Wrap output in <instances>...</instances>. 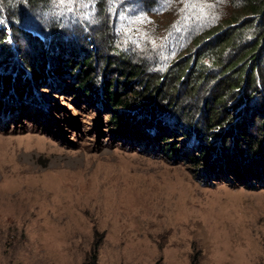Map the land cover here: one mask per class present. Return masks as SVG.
<instances>
[{"label":"rangeland","instance_id":"rangeland-1","mask_svg":"<svg viewBox=\"0 0 264 264\" xmlns=\"http://www.w3.org/2000/svg\"><path fill=\"white\" fill-rule=\"evenodd\" d=\"M133 1L130 13L121 7L114 10L105 32L95 22L100 30L84 46L69 38L46 56V66L51 61L54 67L57 55L80 59L87 49L92 79L86 94L77 88L76 71L61 60L59 73L53 68L55 73L49 71L38 87L30 86L32 95L0 93V264H83L93 245L96 264H264V169L237 176L222 161L221 167L213 165L216 152L210 165L208 155L199 157L202 148H197L200 137L207 146L219 142L220 132L227 134L226 115L216 127L204 122L208 111L212 116L231 111L233 96L216 111L209 109L212 98H206L226 78H238L237 68H229L244 45L237 38L221 45L230 28L226 25L207 39L211 42H199L196 50L185 38L170 35L169 23L183 7L182 0H161L155 6ZM220 7L209 23H221L231 12L225 4ZM205 8L200 1L186 7L192 18L207 17L210 11ZM51 10L54 20H65ZM58 29L67 35L64 28ZM115 40L128 63L148 64L143 72L154 77V87L159 88L150 95L156 94L153 110L132 113L138 114L145 137L120 135L123 129L116 117L98 98L104 77L118 79L119 85L125 79L114 70L115 61L104 66L109 57L116 59ZM39 47L30 44L28 54L33 58ZM15 52L8 56L14 65ZM10 69L5 63L0 67ZM126 83L139 84L134 77ZM258 104L249 103V108L242 103L234 109L247 111ZM149 110L156 120L168 123L172 133L167 139L155 135L156 124L145 126V118H153ZM235 112L229 113L231 122ZM241 114L248 118L247 130L241 131L250 135L243 140L247 142L262 130L255 125L258 113ZM223 140L231 145L230 134ZM249 174L259 177L247 178Z\"/></svg>","mask_w":264,"mask_h":264},{"label":"trees","instance_id":"trees-1","mask_svg":"<svg viewBox=\"0 0 264 264\" xmlns=\"http://www.w3.org/2000/svg\"><path fill=\"white\" fill-rule=\"evenodd\" d=\"M160 1L161 0H145L144 3L155 6L160 3ZM182 1L183 7L180 8L177 17H174L169 23V28L172 30L170 35L174 34L185 38L189 44L195 46L194 49L198 50V46L203 44L206 45L208 42H211L207 41V39L211 38L213 35H218L219 30L227 25L230 26V28L227 27L229 31L226 32V36L222 39L221 45L229 44L235 38L241 40L240 42L244 45L237 59L230 63L231 66L229 68H237L236 70L238 73H236V75L238 74V78L231 80V78L227 76L229 79L226 78L222 86L219 83L217 87L211 90V94L210 92L208 93L206 98V101L208 97L212 98V104H210L209 109L216 111L219 106L224 108V105L227 104V98L233 96L234 101L232 106H230V108H232L231 111L223 109V114L221 113L219 115V112H216L217 115L213 114V116L211 111H208L205 116L207 122H204L207 126L214 125L216 127L215 123L219 124L221 120H223L224 115H226L227 117L224 118V121H229L225 126L228 127V129L225 130L227 134L224 135L220 132L218 134L219 142L211 143L207 146L202 143L204 138L200 137L197 148H202V153L198 156L201 157L204 154L208 155V157L205 156L208 159H203L206 163L211 165L210 158L211 156L213 157L211 153L216 152L217 158L215 162H213L215 163L213 165L221 167L219 163L222 161V163L229 167L227 169H232L237 176L244 172L252 173L255 168L257 170L258 168L264 169V116L261 115L264 110V96L262 97L260 95V93L264 92V0ZM195 1L202 2L203 6H206L205 9L210 11L207 17L199 16L192 18L190 16L186 7H191V5L194 6ZM62 2L68 3L67 6H64ZM222 4L223 6L225 4L231 9V12L221 20V23L218 22L219 20H214V22L209 23L208 20L212 18L213 11L215 13L217 10H220L219 8H221L220 6ZM134 6L135 2L133 0H70V2L67 0H0V51L2 52V54L0 53V55H2L0 57V67L4 63L8 68L11 66L10 70L0 71L1 96L8 93L12 94V90L18 93L20 97L27 92L32 95L34 92L31 90L30 86H36L41 78L44 81L45 75L49 74V71L55 73L53 72V68L54 71L57 70V73L62 70L60 60L65 64L71 65L72 69L76 71V74H74L75 78H78L77 88H79V91L85 92L88 86L87 84H89V81L91 82L92 79V74H90L89 71L92 55L87 52L88 50L86 48V54L82 55L80 59L70 56L66 58L61 57L60 59L57 55V63L54 67H52L53 63L51 61H49V64L47 63L48 66H46V56H50V52H53L50 49L59 47L61 49L62 44H65L63 41H68L69 38L80 41V43H78L84 46L85 42L87 43L95 37V34L100 30V26L101 32L103 30L105 32V30L108 29L109 25H107V22L112 18L115 9L117 10L118 7H121L123 11L130 13V11H133ZM50 8L65 16V20L63 19V22L54 20L49 13L51 10ZM52 10L51 12L54 14ZM93 14L95 15L94 18L92 17ZM95 22H98L100 26L96 27L94 24ZM58 26L64 28L63 31L67 32V35L62 34ZM29 28L33 31H30ZM66 28H76L77 32H72L71 35ZM20 35L25 36V38L23 37L21 40ZM33 38L36 39L38 43H36V41L33 43ZM134 39L135 38H131V42ZM24 41H28V46L25 45ZM117 41L118 40H115L114 43H112L114 46L112 50L116 53V59L109 57L104 66L112 64L115 61L114 70L117 69L118 72L121 71L125 79H123L119 85L117 84V81H119L118 79L113 80L110 76L104 77L103 82L99 86L101 90L98 92V98L101 97L100 99L105 107L113 112L112 115L117 119L118 128L124 130H119L121 133L120 135H131L133 138L145 137L147 134L145 131H141V127L139 123H137L138 114L135 116L132 113H140L138 110L142 108L153 110L156 106L154 105L156 102H152V98L153 96L155 97L156 94L150 95L154 90L158 92L159 88L154 87L157 83L154 81V77L152 78L148 72H146V74L143 72L144 68H148V64L146 65V63H144V66H137V63H128L124 56L125 51L116 43ZM198 43L200 45H197ZM30 44L41 45V48H38L39 50L41 49L40 53L33 58L31 57L32 55L28 54L27 50ZM12 50H15V55L18 56V63L15 65L12 61L10 63L11 57H8L10 56L9 54L12 53ZM43 58H45L44 62ZM198 58H201L200 54ZM111 66L112 65H110V67ZM256 71L259 72L260 80ZM69 72L71 73L72 71L70 70ZM133 77L139 84L136 83L138 85L136 87L132 86L133 88L126 85L132 88L131 91H127L124 82H128V79H132ZM238 79H242L243 81L240 83ZM140 85L141 87L137 88ZM87 97L90 98L89 96ZM92 100L93 97L90 98V101ZM254 101H258L259 104L256 105L255 109H249L247 111H249L250 114L258 113L255 125H258L257 127L262 131L258 129V133L254 134V137L252 136L250 140L244 142L243 140H246L250 135H248V133H242L247 130V128H245V122H247L245 119L248 120V118L243 117L241 111H247L241 108H238V110L236 109V111L234 108L235 105L242 103H244V106H249V108H251L249 103ZM2 104L3 102L0 101V107ZM257 108L260 109V111H257ZM151 110H149L148 114L153 118L148 119L146 117L145 122L147 125L145 126L156 124L155 135L158 133L157 136L167 139L168 135L170 136V133H172V131L168 130L166 127L168 123L166 121L161 122L163 121L162 119L156 120L158 117L154 116ZM231 112H235V121L233 122L230 121L233 116L229 114ZM156 121H158V123H156ZM177 121L180 122V118L177 119ZM240 121H242V125H239ZM204 123L199 122L201 125ZM251 124L253 123L250 122V127L252 126ZM231 125L236 127L232 128ZM223 127L218 131H221ZM124 128L128 131H125ZM231 128L232 132L230 133L229 130ZM195 131L197 134V130ZM235 133H239L241 137L238 135L235 136ZM229 134L231 145H227L223 140V138ZM176 135L180 137V135ZM196 141H198V138ZM171 147L172 146L168 148L171 149ZM228 147L232 150L230 151ZM174 148H177V146H174ZM221 172H224V170H221ZM249 175L250 176H247V178L252 176L259 177L258 174ZM87 256L88 258L83 264H96L97 247L95 245H93ZM192 264H196L194 260H192Z\"/></svg>","mask_w":264,"mask_h":264},{"label":"bare ground","instance_id":"bare-ground-1","mask_svg":"<svg viewBox=\"0 0 264 264\" xmlns=\"http://www.w3.org/2000/svg\"><path fill=\"white\" fill-rule=\"evenodd\" d=\"M35 93V92H34ZM50 109V108H49ZM53 110V109H52ZM225 134V133H224Z\"/></svg>","mask_w":264,"mask_h":264}]
</instances>
